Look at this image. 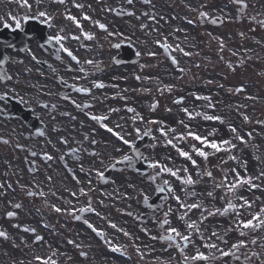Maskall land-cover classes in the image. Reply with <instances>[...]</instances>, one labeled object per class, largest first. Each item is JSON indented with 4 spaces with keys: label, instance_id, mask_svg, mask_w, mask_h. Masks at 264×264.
<instances>
[{
    "label": "flooded vegetation",
    "instance_id": "obj_1",
    "mask_svg": "<svg viewBox=\"0 0 264 264\" xmlns=\"http://www.w3.org/2000/svg\"><path fill=\"white\" fill-rule=\"evenodd\" d=\"M246 2L248 7L241 12L230 0H133L131 4L127 0H66L64 4L27 0L31 8L19 0H0V203L12 208L9 212L14 217L28 219L26 197L32 187V196L67 199L64 215L73 211L81 220L92 219L100 210L84 199L108 193L88 189L82 195L71 186L116 183L122 189L114 194L123 196L125 214L134 215L147 230L168 229L169 225L162 224L165 219L181 232L192 222L201 230L205 218L200 215L211 201L204 202L202 195L195 193L191 199L185 198L188 184L149 167L154 161L179 169L181 178L191 176L203 192H211L216 184L235 182L236 173L244 179L251 177L257 187L247 185L244 194L250 200L263 199L264 169L261 173L262 166L247 147L239 152L248 142L252 144L248 147L254 145L256 151L264 152V27L258 23L264 20V0ZM41 11L52 19L46 23L38 15ZM200 12L207 17H201ZM68 14L77 18L80 28L65 18ZM85 15L90 19H83ZM83 33L93 38L86 39ZM56 35L67 37L61 43L77 60L49 39ZM162 44L169 45L167 51ZM177 45L190 55L176 50ZM173 58L178 63L173 64ZM79 88L88 91H77ZM130 108L134 111L129 112ZM93 115L108 119L95 121ZM204 115L220 120H205ZM230 127L236 128V133ZM108 128L123 135L131 146L124 145ZM161 128L166 136L161 135ZM189 130L210 141L230 140L234 147L219 152L205 148V159L192 152L194 144L201 145L187 136ZM146 131L150 135H144ZM181 134L185 139H178ZM178 149L189 152L196 166L181 157ZM45 154L53 159H44ZM124 155L132 157L131 164H115ZM98 171L104 173L103 178ZM157 193L159 211L150 201ZM140 194L143 198L138 200ZM175 196L184 204L196 203L201 208H181ZM235 198L234 192L229 200ZM224 203H216V209L222 210ZM88 205L94 211H79ZM261 208L251 207L250 211ZM182 215L184 220L179 219ZM228 217L230 229L222 224L219 214L206 229L232 242L235 213L224 218ZM245 230L252 245L249 232L253 230ZM213 238L218 246L226 244Z\"/></svg>",
    "mask_w": 264,
    "mask_h": 264
},
{
    "label": "snow or ice",
    "instance_id": "obj_2",
    "mask_svg": "<svg viewBox=\"0 0 264 264\" xmlns=\"http://www.w3.org/2000/svg\"><path fill=\"white\" fill-rule=\"evenodd\" d=\"M19 2H20V4L22 6L31 8V5H29L27 3V0H19ZM53 2L54 3H59V4H64L66 2V0H53ZM127 2L129 4H131L133 2V0H127ZM144 2L147 3V2H149V0H144ZM230 2L235 4V5L240 6L238 10L241 11V12L248 7V4H247L246 0H230ZM37 3H39V0H37ZM74 6L77 7V8H83L84 7V5H82V4H75ZM38 15L40 17H44L46 23L49 22L52 19V17L48 16L47 12H44V11L39 12ZM130 15H132V13H130ZM199 15L201 17H205V18L207 17V14L204 13V12H200ZM25 18H27V17H25ZM65 18L67 20H70L73 23H75L78 28L81 27L80 22L77 20V18L75 16H72V15L68 14V15L65 16ZM13 19H15V18H13ZM83 19L88 20V19H90V17L85 15L83 17ZM96 23L99 24L98 21ZM189 23H192V21H189ZM212 23H216V20H213ZM258 23H259V25L261 27H264V20H261ZM16 27L17 28L20 27V22L18 20L16 21ZM99 27L101 29H105V25L104 24H99ZM83 35H84V37L86 39H89V40H91L93 38L88 33H83ZM110 35H111V33H110ZM49 39L50 40L54 39L57 42V44H60L61 50L63 52H65L69 57H71L72 60H77V57L73 55L72 51L69 50L68 48H65L63 46V44L61 43V41L67 39V37L61 36V35H56L55 37H50ZM72 39H79V37L73 36ZM157 43L159 44L160 41H157ZM161 46L165 49V51H167V49L169 48V45H167V44H162ZM223 47H224L223 42H221L220 43V48L223 49ZM176 50L183 52L184 55H190V53L184 52V50L182 48H180L178 45L176 46ZM152 55H154V53ZM89 63H91V61H89ZM172 63L176 64L178 62L175 60V58H173ZM181 71H183V69H181ZM137 79H139V77H137ZM95 86L96 87H103L104 85L103 84H97ZM77 91L87 92L88 89L79 88V89H77ZM197 99H205V100H207L209 98L208 97H197ZM179 102L180 101H177V103H179ZM77 107H79V106H77ZM111 111H116V110L113 109ZM128 111L132 112V111H134V109L130 108V109H128ZM183 111L189 116L190 119L193 118L192 113L189 112L188 109L185 108V109H183ZM197 115H199V114H197ZM203 118L205 120H220V117H218V116H210V115H204ZM91 119L95 120V121H102V120H107L108 117L107 116H95V115H93V116H91ZM140 119H142V117ZM245 119H247V117H245ZM150 123H156V121H151ZM180 123L183 124V121H181ZM105 127H107V125H105ZM117 127H119V125H117ZM185 127H187V126H185ZM107 130L109 132H112L113 135H115L124 145L131 146V142L129 140L125 139L124 136L121 135L119 132H114V130L112 128H108ZM171 131L174 132L175 129H171ZM230 131L233 132V133H236L237 130L234 127H230ZM137 132L139 133L138 129H137ZM160 132H161L162 136H166L167 135V133L164 131L163 128L160 129ZM144 135H150V131H146L144 133ZM187 136L190 137L192 140L199 142V144L201 145V147H196L195 144H194L192 146V152H194L196 155H198L200 157H203L205 159H207V156H208V153L204 150L205 148H211V149L215 150L216 152H219V151H229L231 147H234V145L231 144L230 140H222V141H219V142L214 141V140L210 141L207 137H202L200 135H197V134L191 132L190 130L188 131ZM85 138H87V137H85ZM238 138L243 141V137H238ZM178 139L183 140V139H185V136L183 134H181L178 137ZM61 142L64 143V144H67V140H62ZM167 143L168 144H172V140H168ZM173 146H175V145H173ZM225 146H228V147H225ZM116 150L120 151V149H116ZM178 152H179V155L181 157L185 158L186 160H189L194 167L196 166L197 162H196V160H194L192 158V155L189 152L183 151V150H179V149H178ZM33 155H35V153H33ZM139 156H140V154L137 153V158H139ZM231 158L235 159V157H231ZM44 159L52 160L53 157L51 155L45 154L44 155ZM131 161H132V157L131 156L124 155L121 160H116L115 164H123V163L131 164ZM115 164L113 166H115ZM148 166L151 167V168H154V169H159V172H161V173H167L170 176L176 177L177 179L181 180V182L183 184L191 185V184L194 183V181L192 180L191 176H188L187 178H181L178 175V173L180 171L179 169L173 170L172 168H169L166 165L161 164L159 161L151 162V163H149ZM184 171L187 172V169L185 168ZM233 171H235V170H233ZM97 175L100 178H103L104 173L98 171ZM208 175L210 176L211 173H208ZM262 176H264V173H262ZM77 182L79 183V181H77ZM164 183L168 184L169 182L166 180ZM89 184H91V181H89ZM244 184L249 185L251 188H256L257 187V185L252 182V178L251 177H249L247 179H244V178H241L239 176V173H236L235 182L230 183V184L227 185V191L228 192H233L236 188H238V187H240V186H242ZM0 187H3V186L0 185ZM217 187H220V185H217ZM159 191H163V189H159ZM169 191L171 192L172 190L169 189ZM29 194L31 195L32 193H29ZM80 194L86 195V193L84 192V189H80ZM41 195H43V193H41ZM72 195L76 196V193L73 192ZM208 195L211 197L213 195V193L209 192ZM174 198H175V200L177 201V203L179 204V206L181 208H187L189 210L190 209H199V208H201V205L200 204H196V203L184 204L181 201L179 196H175ZM239 199L242 201L241 204L236 205V204L232 203L229 200L228 203H227V206L224 207L222 210L221 209H216L215 212H208V215L209 216L217 215V214L226 215L229 212H232V213H235V215L239 218L241 216V210L251 209V207H252V202L246 200L244 197H239ZM145 200H147V197H145ZM16 207L19 208L20 205H16ZM55 211L56 212H61L62 210L60 208H55ZM79 211L80 212L94 211V209H92L91 207H89V208H81V209H79ZM205 211H207V210H205ZM260 213H264V208L260 209ZM7 215L9 217H11V216L14 215V213L9 212ZM97 215H99V213H97ZM165 215H167V213ZM184 218L185 217L183 215L179 217V219H181V220H184ZM77 219H79V217H77ZM205 219H207V217H205ZM84 222L86 224H88V227L91 228L92 231L96 232L97 235H101L100 231H98L87 220H85ZM162 224L163 225H169V227L167 229L169 234L167 236H165V237H161V239H166V240H168L170 242H175L176 238H179L183 242V244L182 245L181 244H176L175 246L177 248H179L182 253L184 251V248H186L189 244H194V241H193V239H192V237L190 235L182 233L177 227H172L169 220H167V219L163 220ZM110 226L112 228H116L117 227L115 224H111ZM262 226H264V219L261 218L260 214H252V218L251 219H248V220L237 219V222H236V227L241 229V231H240V235L241 236L245 235V232L243 231L244 229L255 230V229L260 228ZM186 229H189V230L195 229L197 232H199V229H198L197 225L195 224V222L186 223ZM25 231H28V229H25ZM32 231L34 232L35 230L33 229ZM125 235H127V233H125ZM211 236L212 237H216L217 239L221 240L222 243H227V241L224 240L222 237H220L219 234L216 233V232H212ZM0 237H5L6 238V233L5 232H0ZM35 239H36V241H41L43 239V237L37 235L35 237ZM201 239H203V237H201ZM209 239H211V237H209ZM69 243H73V242L69 241ZM252 243L255 244L256 241L253 240ZM203 247L209 248V249H216L217 251L220 252V255L222 257H227V256H235V252L232 251V250H236V249H240V248L246 247V244H245V242L243 240L238 241L237 243H235V244H233L231 246L232 250H229V251H225L223 249L218 248V245L216 243H204ZM113 250L115 251V250H118V249H113ZM81 255H83V253H81ZM236 258L239 259V257H236ZM36 259L37 260H41L40 257H36ZM207 259H208V257L203 252H200L199 249H197L195 255H193L191 257L184 256V264H195L196 261H206ZM42 264H55V262L54 261L49 262L47 260H44V261H42Z\"/></svg>",
    "mask_w": 264,
    "mask_h": 264
},
{
    "label": "bare ground",
    "instance_id": "obj_3",
    "mask_svg": "<svg viewBox=\"0 0 264 264\" xmlns=\"http://www.w3.org/2000/svg\"><path fill=\"white\" fill-rule=\"evenodd\" d=\"M39 222L46 224L51 230L54 231L50 242L54 241V246L50 243L52 253H45L44 247H39L33 243V239L36 232H31L28 236V244L22 245L15 241L14 244L7 245L2 244L0 241V264H42V261L47 260L49 262L54 261L55 264H63V261L67 258V251L69 250L66 246V242L69 241L82 243L81 252L84 255V263L88 264V243L81 242L80 238L77 237L78 233L68 229V225L62 218H55L53 216L44 215L37 218ZM119 228H116V235L113 243L106 246L102 250L98 251L97 259L100 264H125V259H122L123 251L122 246L117 243L116 238L118 236ZM0 232H3L0 230ZM118 249V250H113ZM167 253H163L160 257L167 259ZM36 257H40L41 260H37ZM26 261V262H25Z\"/></svg>",
    "mask_w": 264,
    "mask_h": 264
},
{
    "label": "rangeland",
    "instance_id": "obj_4",
    "mask_svg": "<svg viewBox=\"0 0 264 264\" xmlns=\"http://www.w3.org/2000/svg\"><path fill=\"white\" fill-rule=\"evenodd\" d=\"M258 166H259V165H258ZM258 166H257V167H258ZM114 185H115V184L112 183V184L109 185L110 188H108L109 186H107V187H104L103 190H104V191H107V192H111V191H113V190H116V189H117V186L115 185V186H116V188H115ZM109 197H110V195H105V196H103L104 199H107V198H109ZM96 206H98V207H99V210H100V213H99V215H98L99 218L96 219L95 222L92 221V223H93L96 227L98 226V228L105 230L106 234H105V236H104V241L110 242L112 231H111L110 226H109L108 223H109V222L111 223L112 220L110 219V220H108V221H103L102 218H103V217H109V216L111 215L112 212L109 214V212L105 210L106 208H103V207L99 206L98 204H97ZM257 206H258V205H256V207H257ZM32 219L35 220V218H32ZM112 219H118V220L120 221V224H124V223H125L124 220H120V219H119V217H118L117 214H116V216L113 217ZM93 220H94V219H93ZM96 222H98L99 224L96 223ZM7 223H8V224H11L10 221H8ZM209 223H212V222H211V221L206 222V223H205V226H207ZM8 224H5V223L0 224L1 227L6 228L7 231L11 234V235L8 236V239H6V240H10L9 238H16V239H22V240H25V239H26V235H25V234H24V236H23V235L20 236L19 233H17V232H20V231L17 230V229H12V227H11L10 225H8ZM19 224H20V223H19ZM20 225H22V224H20ZM230 225H231V224H229L228 226H230ZM24 226H30V227H32V228L38 230V231L41 233V234H39V236L43 237V239H42L40 242H38L37 244H42V245H39V246L45 248V251H44L45 253H48V254L52 253V248H53V247H51L50 243H52L53 246H54L55 244H54L53 239H52V241L50 242V240H51L52 237L49 236L48 234H46V232H45V228H43L40 224H36V225H35V221L25 223ZM228 226H226V227H228ZM129 227H130V226H129ZM32 228H30V230H31ZM8 232H7V233H8ZM28 232H29V231H28ZM204 234H206L207 237H208V239L206 240V243H214V238H213L210 234H208L207 232H205ZM84 237L86 238L87 235L84 236ZM209 237H211V239H209ZM90 241H91V244H90V247H89V255H90V256H94V257H89V260H90L89 263H90V264H99V263H98L99 260L97 259V256H96V253H97L98 247H97V245H95V243H96V242H99V244H100V246H101L102 248H103V244L100 243L101 241L97 240V239H96L94 236H92V235L90 236ZM226 241H227V240H226ZM49 242H50V243H49ZM92 242H94V245L92 244ZM203 244H204V243H203ZM203 244H199V245H197V246L194 245V248L191 246V248H188V250H189V251H191V250H192V251H195V249H199L200 252H203L204 254H207V255H208V261H206L207 264H217V263L214 261V257L219 253V251H217V250L212 251V249L205 248V247H203ZM232 245H233V244L230 242V243H228V244L225 245V246H218V248L223 249V250H225V251H229V250H232V248H231ZM256 245H257V248H253V250H254L253 253L255 254V256L260 255L261 258H262V255H263L262 251L264 250V247H259V244H257V243H256ZM241 249H242V250L239 252V253H241V254H243L246 250H247L248 253H249L250 250H251V248L248 247V246L243 247V248H241ZM206 251H209V252H206ZM232 251H233V250H232ZM70 253H71V252H70ZM191 253H192V252H191ZM195 254H196V253H195ZM225 258H226V259H225L224 261H222V263H218V264H230V263H232V264H242V262H238V261H234L233 259H229L228 256L225 257ZM76 259H77V257H76V255L73 253V254H71V259L68 260V263L65 262V264H75V263H76ZM79 259L81 260L82 257H79ZM127 259H128V257H127ZM125 264H137V263H136L132 258H130V259H128V260L126 261ZM203 264H205V262H204ZM247 264H250V262L248 261ZM253 264H264V260H263L262 262H260L258 258H255V257H254V258H253Z\"/></svg>",
    "mask_w": 264,
    "mask_h": 264
}]
</instances>
